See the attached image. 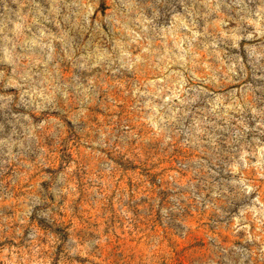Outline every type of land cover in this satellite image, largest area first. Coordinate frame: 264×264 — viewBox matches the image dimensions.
Listing matches in <instances>:
<instances>
[{
	"label": "rangeland",
	"instance_id": "374dc122",
	"mask_svg": "<svg viewBox=\"0 0 264 264\" xmlns=\"http://www.w3.org/2000/svg\"><path fill=\"white\" fill-rule=\"evenodd\" d=\"M264 264V0H0V264Z\"/></svg>",
	"mask_w": 264,
	"mask_h": 264
},
{
	"label": "clouds",
	"instance_id": "9594fccd",
	"mask_svg": "<svg viewBox=\"0 0 264 264\" xmlns=\"http://www.w3.org/2000/svg\"><path fill=\"white\" fill-rule=\"evenodd\" d=\"M13 264H14V262H13ZM22 264H23V260H22Z\"/></svg>",
	"mask_w": 264,
	"mask_h": 264
}]
</instances>
